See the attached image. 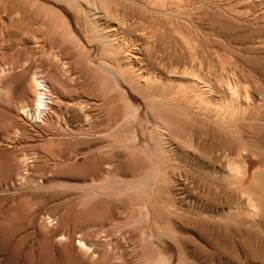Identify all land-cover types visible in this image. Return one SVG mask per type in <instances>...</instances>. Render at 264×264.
<instances>
[{"label": "rangeland", "instance_id": "1", "mask_svg": "<svg viewBox=\"0 0 264 264\" xmlns=\"http://www.w3.org/2000/svg\"><path fill=\"white\" fill-rule=\"evenodd\" d=\"M77 1L73 6L69 0H0V264H166L163 258L156 262L159 252L157 240L150 235L149 212L159 216L156 228L170 230L172 236L164 237L172 246L170 252L178 255L182 250L191 264H264V104L258 100L264 95V11H260L264 1L161 0V6L159 0H143L142 6V0H106L95 17L84 11L90 0ZM148 3L151 6H145ZM105 13L106 17L97 18ZM109 21L121 22L118 27L123 29L116 37L121 41L113 40L117 47L104 52L103 42L112 32L105 26ZM124 50L131 52L132 60ZM116 54L123 55L127 66ZM99 59L104 66L109 62L114 73L98 67ZM220 62L238 68L235 72L242 86L238 89L252 95L249 104L258 109L254 118L241 116L222 125L196 107L183 105V99L178 104L181 100L162 97L153 100L158 107L146 109L148 96L138 91L144 84L138 71L164 76L170 82L162 86L167 92L185 94L186 81L199 77L206 85L212 83L217 95L227 97L215 75ZM117 71L131 74V78L123 74L126 84L121 85ZM135 74L141 86L131 81L128 87ZM231 76L228 71L223 79ZM35 80H43L46 88L38 87ZM147 82L145 86L152 82L153 87L160 86L159 80L158 84ZM41 91L48 103L38 109ZM166 103L176 110L171 118L163 116ZM193 118L217 128L222 139L229 137L234 146L238 136L233 126L241 125L242 156L228 164L218 157L220 151L211 152L216 137L202 143L199 136L184 133L180 127ZM141 119H146V125ZM155 140L165 141L162 148L170 157L165 154L164 158L171 162L158 165L148 149L156 146ZM131 158L141 161L147 171L142 184L152 185L148 189L144 185L143 191L141 186L133 192L121 184L125 176L118 164ZM248 158L256 159L257 167L249 168ZM94 161L101 163L98 173L87 168ZM239 182L241 190L236 189ZM250 202H256L255 209Z\"/></svg>", "mask_w": 264, "mask_h": 264}, {"label": "bare ground", "instance_id": "2", "mask_svg": "<svg viewBox=\"0 0 264 264\" xmlns=\"http://www.w3.org/2000/svg\"><path fill=\"white\" fill-rule=\"evenodd\" d=\"M70 2H71V4L74 6V5H78V3H80V2H78L77 0H69ZM91 2H90V4L91 5H95V6H91V5H86V6H84V11L86 10V13L87 12H89L90 14H91V16L92 17H95V13L96 12H101L102 10H100V8L102 7V2H104V1H106V0H90ZM108 1V0H107ZM139 1H141V0H139ZM138 1V2H139ZM150 1V0H149ZM167 1V0H166ZM173 2H174V0H172ZM171 1V2H172ZM178 1V0H177ZM234 1V0H233ZM236 1V0H235ZM234 1V2H235ZM246 1V0H245ZM244 0H243V2H245ZM250 1V0H249ZM249 1H248V3H249ZM252 1H254V0H252ZM264 1V0H263ZM116 2H117V0H116ZM144 2H146V1H144ZM151 2V1H150ZM149 2V3H150ZM153 2V4H154V2L155 1H152ZM160 2V4H162L161 3V0H159V1H157V3H159ZM165 2V1H164ZM237 2H239V1H237ZM241 2V1H240ZM247 2V1H246ZM258 2V1H257ZM140 3V2H139ZM138 3V4H139ZM149 3L148 4H145V6L146 5H149ZM156 3V5H158ZM176 3V2H175ZM242 3V2H241ZM262 3V2H261ZM105 4V3H104ZM123 4V3H122ZM142 4H144L143 3V0H142V3H141V5ZM165 4V3H164ZM239 4V3H238ZM245 4V3H244ZM243 4V5H244ZM263 4H264V2H263ZM101 5V6H100ZM135 6H136V4H134ZM170 5V4H169ZM240 5H242V4H240ZM246 5V4H245ZM255 5V4H254ZM262 5V4H261ZM114 6V5H113ZM122 6V5H121ZM126 6V5H125ZM139 6H140V4H139ZM143 6V5H142ZM142 6H140V7H142ZM144 6V7H145ZM149 6H151V5H149ZM161 6H163V4L161 5ZM160 6V7H161ZM165 6V5H164ZM181 6V5H180ZM235 6H237V4L235 5ZM252 6H253V3H252ZM252 6H250V7H252ZM259 6V5H258ZM107 7V6H106ZM106 7L105 8H103V11H105V9H106ZM130 7H132V4H131V6ZM158 7V6H157ZM178 7V6H177ZM184 7V6H183ZM244 7V6H243ZM242 7V8H243ZM247 7V6H246ZM129 8V7H128ZM147 8H148V6H147ZM159 8V7H158ZM234 8V7H233ZM254 8V7H253ZM252 8V9H253ZM241 9V8H240ZM261 9V8H260ZM142 10V9H141ZM147 10V9H146ZM145 10V12H147ZM158 10H160V9H158ZM232 10V9H231ZM249 10V9H248ZM108 11V10H107ZM129 11V10H128ZM136 11H137V8H136ZM143 11H144V9H143ZM156 11V10H155ZM177 11V10H176ZM227 11V10H226ZM234 11H236V10H234ZM239 11V9L237 10V12ZM250 11V10H249ZM248 11V12H249ZM254 11V10H253ZM260 11H264V7H263V10H260ZM110 13H111V11H109ZM116 12V11H115ZM123 12H124V10H123ZM149 12V11H148ZM151 12V11H150ZM247 11H246V13H248ZM127 13V12H126ZM257 13V12H256ZM260 13V12H259ZM262 13V12H261ZM89 14V15H90ZM173 14V13H172ZM237 14V13H236ZM236 14H234V15H236ZM251 14V13H250ZM263 14V13H262ZM88 15V14H87ZM105 16L106 15V13L105 14H99L98 16H97V18L99 17V16ZM114 14H112L111 15V17L113 16ZM118 15V14H117ZM121 15H122V13H121ZM147 15V14H146ZM151 15H153V13L151 14ZM157 15L159 16V14L157 13ZM156 15V16H157ZM241 15H243V12H242V14ZM245 15V14H244ZM252 15V14H251ZM251 15H250V17H251ZM257 15V14H256ZM107 16V15H106ZM105 16V17H106ZM109 17H110V15H108ZM123 16H124V13H123ZM123 16H122V18H123ZM128 16V15H127ZM155 16V15H154ZM237 16V15H236ZM253 16H254V12H253ZM262 16V15H261ZM117 17V16H116ZM247 17V16H246ZM249 17V16H248ZM134 18H135V16H134ZM158 18V17H157ZM170 18H172L171 16H170ZM237 18V17H236ZM239 18V17H238ZM256 19H257V17H255ZM261 18V17H260ZM259 18V19H260ZM96 19V18H95ZM111 19H113V20H115V17H112ZM117 19H118V17H117ZM116 19V20H117ZM128 19V18H127ZM132 19V18H131ZM155 19V18H154ZM159 19V18H158ZM169 19V18H168ZM247 20H249V18H246ZM253 18H251V20H252ZM124 20H125V18H124ZM143 20V23L145 22L144 20H145V18L144 19H142ZM161 20V19H160ZM241 20V19H240ZM106 21V20H105ZM108 21V20H107ZM128 21V20H127ZM136 21V20H135ZM140 21H141V19H140ZM243 21V20H242ZM256 21V20H255ZM254 21V22H255ZM257 21H259V20H257ZM256 21V22H257ZM263 21V20H262ZM91 22V21H90ZM90 22H89V24H90ZM97 22V21H96ZM96 22H94V23H96ZM115 22V21H114ZM125 21H123V19H122V23H121V25L122 26H124L123 25V23H124ZM137 22V21H136ZM136 22H134V23H136ZM161 22V21H160ZM169 22V21H168ZM245 23H247V21H244ZM249 22V21H248ZM92 23V22H91ZM106 23V22H105ZM119 22H118V24H120ZM133 23V24H134ZM147 23V22H146ZM157 23H158V21H157ZM162 23V22H161ZM165 23V22H164ZM175 23V22H174ZM250 23V22H249ZM260 23V22H259ZM262 23V22H261ZM118 24H111V22L109 21L108 22V24H105V26L106 27H110V28H112V32L110 33V34H108L107 35V40H105L104 42H103V45H102V50L104 51V52H106V50H112V49H115L117 46H115L116 44H118V42L116 43V41L114 40V39H116V37H117V35H119V31H120V29L119 28H121V29H123L122 27H118L119 25ZM127 24L129 25V23L127 22ZM145 24V23H144ZM160 24V23H159ZM171 24V23H170ZM179 24V23H178ZM255 24V23H254ZM253 24V21H252V25H254ZM146 25V24H145ZM173 25V24H172ZM175 25V24H174ZM181 25V24H180ZM246 25V24H245ZM255 25H257V24H255ZM260 25V24H259ZM263 25V24H262ZM152 26V25H151ZM150 26V27H151ZM159 26V25H158ZM166 26V25H165ZM169 26V25H168ZM149 27V26H148ZM149 27V28H150ZM164 27V26H163ZM176 27V26H175ZM177 28H179V26L177 27ZM180 28H182V27H180ZM141 29H142V27H141ZM140 29V30H141ZM146 29H148L147 27H146ZM145 29V30H146ZM152 29V28H151ZM259 29H260V27H259ZM256 30V29H255ZM258 30V29H257ZM256 30V31H257ZM142 31V30H141ZM144 31V30H143ZM128 32V31H127ZM147 33H148V31H146ZM152 32V31H151ZM252 32V31H251ZM142 33V32H141ZM145 33V32H144ZM177 33V32H176ZM256 33V32H255ZM263 33V32H262ZM135 34V33H134ZM143 34V33H142ZM260 34H261V32H260ZM259 33H258V35L261 37V35H260ZM121 35V34H120ZM175 35V34H174ZM184 35V37H185V34H183ZM256 35V34H255ZM263 35V34H262ZM98 36V35H97ZM122 36H123V34H122ZM134 36V35H133ZM156 36V35H155ZM155 36H153V37H155ZM176 36V35H175ZM120 37V36H119ZM118 37V38H119ZM129 38H130V36H128ZM128 37H127V39H128ZM146 37H148L147 35H146ZM153 37H152V39H153ZM177 37V36H176ZM180 37H182V36H180ZM199 37V36H198ZM256 37V36H255ZM105 38H106V35H105ZM132 38V37H131ZM138 38V37H137ZM149 38H151V37H148V40H149ZM186 38V37H185ZM120 39H121V37H120ZM146 39V38H145ZM174 39V38H173ZM201 39V38H200ZM253 39H254V37H253ZM262 39V41H263V39H264V36H263V38H261ZM113 40L115 41V45H114V43H113ZM117 40V39H116ZM124 40V39H123ZM122 40V41H123ZM131 40V39H130ZM132 40H133V38H132ZM138 40V39H137ZM202 40V39H201ZM209 40V39H208ZM255 40V39H254ZM256 40H258V39H256ZM117 41H121V40H117ZM128 41V40H127ZM207 41V40H206ZM259 41H260V39H259ZM258 41V42H259ZM124 42V41H123ZM174 42V41H173ZM193 42V41H192ZM254 42V41H253ZM255 42H257V41H255ZM261 42V41H260ZM259 42V43H260ZM125 43H126V41H125ZM176 43V42H175ZM187 43V42H186ZM197 43H198V41H197ZM200 43V42H199ZM199 43L197 44V45H199ZM258 43V44H259ZM263 43V42H262ZM185 44V43H184ZM184 44H183V47H184ZM261 44V43H260ZM120 45V44H119ZM124 45H126V44H123V46ZM128 45H129V43H128ZM180 45V44H179ZM178 45V46H179ZM187 45V44H186ZM121 46H122V44H121ZM122 46V47H123ZM188 46V45H187ZM195 46V45H194ZM203 46V45H202ZM118 47H120V46H118ZM125 47V46H124ZM181 47V46H180ZM186 47V46H185ZM193 47V46H192ZM210 48H212L211 46H209ZM121 48V47H120ZM128 48V47H127ZM187 48V47H186ZM198 48H199V46H197V48H196V50H198ZM204 48H206V47H204ZM124 49V48H123ZM208 49V48H207ZM207 49H205V50H207ZM117 50H118V48H117ZM135 50V49H134ZM182 50V49H181ZM183 50H185V48H183ZM187 50V49H186ZM209 51L211 50V49H208ZM124 51H127V50H124ZM129 51V50H128ZM127 51V53H128V55H129V52ZM131 51V50H130ZM179 51H180V49H179ZM110 52H112V51H110ZM199 52V51H198ZM197 52V53H198ZM203 52V51H202ZM208 52V51H207ZM215 52H216V50H215ZM108 53V52H107ZM116 53V52H115ZM119 53H120V51H119ZM123 52H121V54H122ZM125 53V52H124ZM176 53V52H175ZM181 54H182V52H180ZM190 54H191V52H189ZM201 53V52H200ZM204 53H206V51L204 52ZM212 53V52H211ZM112 54V53H111ZM113 54H114V52H113ZM178 54V53H177ZM189 54V55H190ZM194 54H196V53H194ZM199 54V53H198ZM197 54V55H198ZM207 54V53H206ZM214 54V53H213ZM119 56V54H116L115 56ZM130 55H131V52H130ZM130 55L129 56H126L127 58L128 57H130ZM135 55V54H134ZM186 55V54H185ZM193 55V54H192ZM196 55V56H197ZM202 55H203V53H202ZM217 55V54H216ZM222 55V54H221ZM114 56V57H115ZM123 56V55H122ZM121 56V57H122ZM136 56V55H135ZM184 56V55H183ZM191 56V55H190ZM204 56V55H203ZM220 56V54L218 55V57ZM223 56H225V55H223ZM108 56H106V59H109V58H107ZM114 57H112V62H116V61H113V58ZM120 57V56H119ZM121 57H120V59H121ZM125 57V56H124ZM125 57V58H126ZM185 58H187L186 56H184ZM199 57H201V55L199 56ZM103 58H105V57H103ZM136 57H134V59H135ZM190 58V60H191V58L193 59V57H189ZM196 58H198V57H196ZM202 58V57H201ZM206 58V57H205ZM211 58H212V56H211ZM214 58V57H213ZM102 59V58H101ZM101 59H99V62H101L102 60ZM122 59H123V57H122ZM121 59V60H122ZM129 59V58H128ZM128 59H126V60H128ZM209 59H210V57H209ZM224 58H222L221 60H223ZM101 60V61H100ZM105 60V59H104ZM118 60V59H117ZM124 60V65L125 66H127L126 65V61H125V59H123ZM122 60V61H123ZM129 60H132V59H129ZM127 61V64H128V66L129 67H131L132 65H131V61ZM212 60V59H211ZM227 60V59H226ZM230 60V59H229ZM119 61V60H118ZM184 61V60H183ZM98 62V61H97ZM96 62V63H97ZM107 62V61H106ZM138 62V61H137ZM142 62V61H141ZM191 62V61H190ZM226 62V61H225ZM139 63H140V61H139ZM187 63H189V61L187 62ZM210 63H212V62H210ZM222 62H220L219 64L221 65V67H220V69H219V72H218V74H216L215 73V75H216V79H217V81H219V83H222L223 85H222V87L224 86L225 88V91L228 93V96L227 97H224V94H223V96H220V95H217L215 92H213L214 91V89H213V87H212V83H208V85H206V83L207 82H205V84L202 82V80H199V77L198 78H190L189 80H187L186 81V87H187V92H185L186 91V89H185V91H184V87H183V91L185 92V94L184 93H179V91L178 92H173V93H171V91L169 92H167V91H165V88L166 87H162V86H168L169 84H170V82H167L166 81V79H164V76H161L160 74L159 75H157V76H152L151 74L152 73H147L145 70V73L144 72H139L137 69V71H138V79H139V81L142 83V82H144V84H145V82H147V81H149V83H150V81L152 82V80H155V82H157L158 80H159V82H160V86H155V87H153L154 86V82H152L151 84H149V86L147 87V86H145L146 84H148V82L144 85L143 83V85L141 86L140 85V82H139V86H141V88H139V89H141V90H138L137 88V90L138 91H141L144 95L146 94L147 96H148V101H147V104H145V107H146V109H155V107H158L156 104H155V102H153V100L155 99V98H158V97H162V98H167L166 100H174V101H176L175 99H178V100H181V101H179V103L178 104H180V102H182V99H183V105H185V106H187V107H190V106H192L193 107V109H194V107H196V110H200L201 112H202V114H203V116L205 115L206 117H210V118H214V119H217L218 121H219V123H221L222 125H225V122H227L228 120H230V119H232V118H238V117H240V119H241V116L242 117H244V119H248V118H254V115L258 112L254 107H253V105H251L250 106V104H249V101L250 102H252L251 100H249L248 101V98L249 97H251V96H248V92H245V94H243V93H240V91H239V89L241 90V88L240 87H242L241 86V83H240V79H238V77L236 76V66L234 65V66H232V67H225V65L228 63V62H226V64L224 63V61H223V63L225 64H221ZM99 64V63H98ZM106 64V63H105ZM109 64V62L107 63V65ZM113 64H115V63H113ZM122 64V65H123ZM194 64V63H193ZM202 64V63H201ZM233 64V63H232ZM97 65V64H96ZM102 65V66H101ZM104 66V63H100L99 65H98V67L99 66H101V68L104 70V71H109V72H111V73H114L113 72V70L111 71L110 70V67L109 66ZM116 65V64H115ZM117 65H118V67L120 66V64H118V62H117ZM117 65L115 66V67H117ZM141 65V64H140ZM143 65V64H142ZM188 65V64H187ZM210 65V64H209ZM230 65V64H229ZM237 65V64H236ZM239 65V64H238ZM237 65V66H238ZM124 66V67H125ZM144 66H146V65H144ZM144 66H142V68L141 69H143L144 68ZM114 67V68H115ZM122 67V66H121ZM120 67V68H121ZM129 67L127 68V71L129 72ZM137 68V66L135 65L134 66V68ZM139 67V66H138ZM141 67V66H140ZM187 67V66H186ZM185 67V68H186ZM192 67H193V65H192ZM211 67V66H210ZM123 68V67H122ZM195 68H197V67H195ZM199 69H200V67H198ZM202 68H204V66L202 67ZM209 68V67H208ZM216 68V67H215ZM133 69V68H132ZM130 70V71H132L133 73L132 74H134V71L133 70ZM140 69V70H141ZM148 69V68H147ZM193 69H194V67H193ZM238 69V68H237ZM118 70H120L119 68H118ZM124 70H126V69H124ZM124 70H120V71H123L124 72ZM135 70V71H136ZM188 70H190V69H188ZM194 70H197V69H194ZM193 70V71H194ZM148 71V70H147ZM184 71V70H183ZM186 71V70H185ZM202 71V70H201ZM201 71H200V73H201ZM210 71V70H209ZM213 71H214V69H213ZM228 71H230L231 73H232V76H235L234 78H232V76H231V78L230 77H227V78H225L226 80H224L223 79V77H224V75H225V73H227ZM243 71V70H242ZM211 72V71H210ZM126 74H127V76L129 75L127 72H125ZM125 73H123V74H125ZM129 73H131V72H129ZM154 73H155V71H154ZM154 73H153V75H154ZM199 73V74H200ZM117 74L120 76L121 75V81H123L122 80V77H125L126 76V74H125V76L123 75V74H121L120 72H118L117 71ZM107 75V74H106ZM106 75H102V77H104V76H106ZM109 75V74H108ZM112 75V74H111ZM123 75V76H122ZM131 75V74H130ZM129 75V77L131 78V76ZM198 75V74H197ZM213 75H214V72H213ZM110 76V75H109ZM136 76V74L133 76L134 78L132 79V80H130V78H129V83H127V85L128 84H131V83H133L134 81V83H135V86H136V84L138 83V82H136L137 80H136V78H137V76ZM200 76V75H199ZM111 77V76H110ZM106 78V77H105ZM127 78V77H126ZM126 78H123L124 79V81H126L127 79ZM171 78V77H170ZM208 78V77H207ZM126 79V80H125ZM168 79V78H167ZM215 79V80H216ZM106 80V79H105ZM157 80V81H156ZM36 81V80H35ZM114 81H115V79H114ZM124 81H123V83H121V85H123V84H126V83H124ZM131 81H133V82H131ZM204 81V80H203ZM245 81V80H244ZM117 82V81H116ZM242 82V81H241ZM166 83V84H165ZM169 83V84H168ZM218 83V84H219ZM243 83V82H242ZM36 84L38 85V87L39 86H42V87H44V88H46V83H44L43 82V80H38V81H36ZM35 84V85H36ZM118 84H120V83H118ZM117 84V85H118ZM157 84H158V82H157ZM156 84V85H157ZM168 84V85H167ZM215 84V83H214ZM213 84V85H214ZM239 84H240V87H239V89H238V86H239ZM133 85V84H132ZM131 85V86H132ZM138 85V84H137ZM153 85V86H152ZM130 85H128V87H129ZM145 86V87H144ZM152 86V87H151ZM172 86V85H171ZM175 86V85H174ZM184 86H185V84H184ZM41 87V88H42ZM123 87V86H122ZM127 87V86H126ZM151 87V88H150ZM221 87V86H220ZM221 87V88H222ZM43 88V89H44ZM180 88H181V86H180ZM122 89H124V88H122ZM134 89V88H133ZM162 89V90H161ZM170 89V88H169ZM175 89V88H174ZM177 89H179V88H177ZM182 89V88H181ZM223 89V88H222ZM221 89V90H222ZM46 90V89H45ZM171 90H172V88H171ZM123 91V90H122ZM182 91V92H183ZM220 91V90H219ZM225 91H223V92H225ZM43 94L44 93H42V91L41 92H39V94H38V97H37V108L39 109V108H41V106L43 107L44 106V108H45V105L47 106V103H48V100L46 101L44 98V96H43ZM46 94V93H45ZM250 94V93H249ZM252 94V93H251ZM145 95V96H146ZM46 96V95H45ZM47 98V97H46ZM49 98V97H48ZM50 100H52V99H50ZM177 100V101H178ZM259 102L260 103H262V105L264 104V95H261V97H259ZM257 100V101H258ZM156 101H157V99H156ZM158 101H160V100H158ZM162 101V100H161ZM161 101H160V104H161ZM54 102V101H53ZM171 102L172 101H170V103H169V105L171 104ZM255 103V102H254ZM167 104V103H166ZM131 105H132V103H131ZM131 105H128L127 107H130ZM162 105V104H161ZM255 105H257V104H255ZM261 104H259L258 103V107L260 106ZM49 106V105H48ZM133 106V105H132ZM131 106V107H132ZM181 106H182V104H181ZM184 106V107H185ZM131 107H130V109H131ZM138 107V106H137ZM164 107V106H163ZM47 108V107H46ZM48 108H50V107H48ZM135 108V107H134ZM143 108V107H142ZM177 108H179V107H177ZM50 109H53V108H50ZM138 108H136L135 110H137ZM161 109H162V107H161ZM161 109L159 108V110L158 111H161ZM187 109V108H186ZM190 109V108H189ZM133 111H134V109H132ZM139 110H140V113L143 111V109H141V108H139ZM195 110V111H196ZM138 111V110H137ZM150 111H152L153 112V110H150ZM158 111H157V114H158ZM163 112V116L164 117H173V112L174 111H176L175 109H173L172 108V106L171 107H168V104H167V106L162 110ZM127 112V111H126ZM135 112V111H134ZM133 112V113H134ZM151 112V113H152ZM178 112L181 114L182 113V115L185 113V115H187V113H186V111L185 110H181V111H179L178 110ZM198 112V111H197ZM159 113H161V112H159ZM177 113V112H176ZM153 114V113H152ZM178 114V113H177ZM184 115V116H185ZM197 115H201V114H197ZM257 115V114H256ZM144 116V115H143ZM256 117V116H255ZM185 118V117H184ZM154 119H156V118H154ZM189 119H190V117H189ZM202 119V118H201ZM146 120V119H145ZM145 120L143 121L142 119H141V122H142V125L143 124H145ZM174 120V119H173ZM188 120V119H187ZM152 121V120H151ZM186 122H188V121H186ZM165 123V122H164ZM163 123V124H164ZM171 123V122H170ZM207 123V122H206ZM206 123H204L202 120H195L194 118H193V120L191 121V123H190V121H189V124L188 123H185V124H183L182 126L183 127H180L181 129H182V131H184V133H188V134H190V135H192V136H194V137H197V136H199L200 137V142H202V143H208V140L213 136V138H215L216 137V139L217 140H215V142H214V144L213 145H211V152H216V151H220V154H218V157H220V158H225L226 160H228V164H230L231 162H234L235 161V159H238V157L240 158L241 156H242V149H243V146H242V138H241V136H240V133H242V131L240 130L241 129V125H237V124H234V126L233 127H236L237 128V135L236 136H238L237 137V139L238 140H236V142H237V146H234V144H233V142H230V140H229V137L228 138H226V140L225 139H222V134H221V131H219L217 128H214V127H212V126H209V125H207ZM161 124V123H160ZM178 124V123H177ZM141 125V126H142ZM146 125V124H145ZM159 125V124H158ZM174 125V124H173ZM155 126V125H154ZM160 126V125H159ZM159 126H157V124H156V127H159ZM161 126H163V125H161ZM160 126V127H161ZM143 127V126H142ZM165 127V126H164ZM166 127H168V126H166ZM179 127V126H178ZM226 127V126H225ZM144 128V127H143ZM146 129V128H145ZM156 129V128H155ZM160 129V128H159ZM173 129V128H172ZM159 131V130H158ZM162 131V130H161ZM171 131V130H170ZM180 131V130H179ZM241 131V132H240ZM181 133V132H180ZM234 133H235V131H234ZM165 134V133H164ZM177 134H178V132H177ZM201 134H203V135H201ZM151 135V134H150ZM169 135V134H168ZM168 135H167V137H168ZM185 135V134H184ZM152 136H153V133H152ZM155 136V135H154ZM170 136V135H169ZM172 136V135H171ZM178 136V135H177ZM176 136V137H177ZM182 136V135H181ZM209 136H211L210 138H209ZM141 137H142V135H141ZM151 137V136H150ZM149 137V138H150ZM227 137V136H226ZM156 138V137H155ZM154 137H153V139H155ZM172 139H173V136L171 137ZM178 138H179V136H178ZM181 138V137H180ZM161 139V138H160ZM193 139V138H192ZM141 140V139H140ZM146 140H148L147 139V137H146ZM182 140V139H181ZM196 140V139H195ZM154 141V140H153ZM170 141V140H169ZM172 141V143H173V140H171ZM170 141V142H171ZM214 141V140H213ZM144 142V141H143ZM148 142V141H147ZM161 142H163V144H160L159 143V140H155V147L154 148H152V147H149L148 149L150 150V153L152 152L153 154H154V157H155V159H156V161H158V165H159V163H160V166H162V165H164L165 163H167L168 161H170L169 160V158H164V156H165V154H166V150L164 149V148H162V145H164V142L165 141H161ZM139 143H140V141H139ZM142 143V142H141ZM140 143V144H141ZM145 143V142H144ZM136 144V143H135ZM140 144H137V145H139V147H140ZM143 144V143H142ZM141 144V145H142ZM147 144V143H146ZM167 144V143H166ZM165 144V145H166ZM150 145V144H149ZM152 145V144H151ZM233 145V146H232ZM144 146V145H143ZM146 146V145H145ZM147 147V146H146ZM146 147L144 148L145 149V152H143V154L145 155V153H147L146 152ZM132 148V147H131ZM134 148H136V147H134ZM138 149V148H137ZM136 150V149H135ZM155 151H157V153L155 152ZM134 152V151H133ZM142 153V152H141ZM150 153H148V154H150ZM168 153V152H167ZM142 154V155H143ZM129 155V154H128ZM152 155V154H151ZM166 156L167 157H170V154L169 155H167L166 154ZM173 156L171 155V158H172ZM217 158V157H216ZM127 159V158H126ZM151 159H153V158H151ZM249 159V158H248ZM96 160V159H95ZM154 160V159H153ZM216 160V159H215ZM234 160V161H233ZM220 161V160H219ZM152 162V161H151ZM171 162V161H170ZM154 163H155V161H154ZM223 163V162H222ZM100 164L101 163H98V162H95L94 161V163L91 165V166H89V167H87L89 170H90V172L92 173H94V172H100ZM157 164V163H156ZM233 164V163H232ZM238 164V163H237ZM257 164V160L256 159H254V158H251V159H249L248 160V167L249 168H253L255 165ZM258 165V164H257ZM156 167H155V169L158 171L159 170V168H158V166L157 165H155ZM110 167V166H109ZM154 167V166H153ZM152 167V168H153ZM237 167V166H236ZM255 167H257V166H255ZM118 168H119V171H120V173L122 174V176H125V178L124 179H122V180H120V182H121V184L124 186V188L126 187V188H132V190H133V192H135V190L136 189H138L139 187H141L142 186V188L144 187V185L142 184L143 182H145L144 181V178L146 179V174H147V171H145L144 170V167H143V164H142V162L141 161H139V160H136V159H133V158H131L130 160H126L125 161V159H124V161H122V162H119V164H118ZM231 168V167H230ZM154 169V170H155ZM164 169V168H163ZM257 169V168H256ZM89 170H87L88 171V173H90L89 172ZM102 170V169H101ZM237 170V169H236ZM249 170V169H248ZM255 170V168L253 169V171ZM105 171V170H104ZM104 171H102V172H104ZM111 171L113 172V169H111ZM110 171V172H111ZM150 171H151V169H150ZM165 171V170H164ZM233 171H235V170H233ZM240 171V170H239ZM238 171V172H239ZM250 171V170H249ZM252 171V170H251ZM106 172V171H105ZM167 172V171H166ZM246 172V171H245ZM254 172H256V170L254 171ZM253 172V173H254ZM85 173V172H84ZM107 173V172H106ZM105 173V174H106ZM109 173V172H108ZM152 173H153V171H152ZM151 173V174H152ZM159 173H160V171H159ZM158 173V174H159ZM241 173V172H240ZM251 173V172H250ZM83 174V173H82ZM150 173H148V175H149ZM154 174H156V172L154 173ZM165 174V173H164ZM230 174V173H229ZM232 174V173H231ZM257 174V173H256ZM255 174V175H256ZM94 175V174H93ZM92 175V176H93ZM104 175V174H103ZM148 175H147V177H148ZM161 175V174H160ZM166 175V174H165ZM252 175V177H253V174H251ZM85 176H86V174H85ZM232 176V175H231ZM234 176V175H233ZM257 176H259V175H257ZM153 177H154V175H153ZM152 177V178H153ZM158 177V176H157ZM165 176L163 175V178H164ZM247 177V176H246ZM251 177V176H250ZM249 176H248V178H250ZM160 178V177H159ZM162 178V179H163ZM168 178V177H167ZM166 178V180H168V181H170L169 179H167ZM244 178V177H243ZM113 179V178H112ZM148 179V178H147ZM107 180V179H106ZM149 180V179H148ZM156 181H157V179H155ZM164 180V179H163ZM165 180V181H166ZM149 181H151V178H150V180ZM153 181V180H152ZM160 181H162V180H160ZM249 181V180H248ZM252 181V180H251ZM147 183H148V181H147ZM163 183V182H162ZM161 183V184H162ZM243 183V182H242ZM246 183V182H245ZM152 184V183H151ZM154 184H156V183H154ZM153 184V185H154ZM169 184V183H168ZM238 184V188L236 187V189H240L241 190V187H243V184H241V182H239V183H237ZM247 184V183H246ZM245 184V185H246ZM120 184H118V186H119ZM158 185V184H157ZM164 185V184H163ZM162 185V186H163ZM244 185V186H245ZM248 185V184H247ZM249 185H251L250 183H249ZM146 187H147V189H148V187H151L150 185L149 186H147V185H145ZM162 186H160L161 188H162ZM154 187H156L155 185L153 186V188ZM160 187H157V189L159 188V189H161ZM121 188H123V187H121ZM123 188V189H124ZM133 188H135V190L133 189ZM146 189V188H145ZM149 189H151V188H149ZM155 190H156V188H154ZM158 189V190H159ZM249 189V188H248ZM122 190V189H121ZM131 190V191H132ZM140 191L142 190H144V188L143 189H139ZM138 190V191H139ZM130 191V190H129ZM146 192H148L147 190H145ZM144 191V192H145ZM150 191V190H149ZM123 192V191H122ZM133 192H130V193H133ZM144 192H141V194L143 193L144 194ZM153 191H151V193H152ZM138 193H140V192H138ZM150 193V192H149ZM160 193L161 192H157V194H158V196H160ZM134 194V193H133ZM241 194V193H240ZM246 194H248V193H246ZM245 194V195H246ZM138 195V194H137ZM136 195V196H137ZM242 195H244V194H242ZM148 195H146L145 197H147ZM152 196V195H151ZM166 196V195H165ZM152 197H154V196H152ZM157 197V196H156ZM167 197V196H166ZM168 198V197H167ZM251 198V195H250V197H249V199ZM148 199V198H147ZM146 199V200H147ZM154 199V198H153ZM247 199V198H246ZM254 199V198H253ZM155 200V199H154ZM251 200V199H250ZM264 200V199H263ZM144 201H145V199H144ZM149 201V200H148ZM147 201V202H148ZM155 201H157V200H155ZM160 201V200H159ZM165 201V200H164ZM249 201V200H248ZM253 201V200H252ZM151 202V201H150ZM154 202V201H153ZM262 202V201H261ZM152 203V202H151ZM164 203V202H163ZM166 203V202H165ZM256 203V202H255ZM255 203L253 202V203H251L250 202V205L249 206H251V207H253L254 208V206H255ZM259 203H260V201H259ZM143 204H145V203H143ZM150 205V204H149ZM158 205H159V203H158ZM158 205H156V206H158ZM163 205V204H162ZM152 206V205H151ZM161 206V204L158 206V207H160ZM256 207H257V205H256ZM152 208V207H151ZM163 208V207H162ZM157 209V208H156ZM255 209V208H254ZM149 210V209H148ZM151 210V209H150ZM153 212V211H152ZM154 213V212H153ZM153 213H151V212H149V215H150V218H151V221H152V224H151V236H154L155 237V239L157 240V244H156V248H157V250H158V252H159V257H158V259H157V263L159 262V260L161 261V259L163 258V260H165V263L166 264H191L189 261H188V258H187V256H186V253L185 252H183L182 250H180L179 249V254L178 255H175L173 252H170V250H171V248H172V246H171V244H170V242H168L167 240H165V236L167 237H169V236H172L171 235V232H170V230H168V228H166V230H165V232L164 231H162V230H160V228H156V227H160V226H157L158 225V223H157V217L159 218V216H157L156 217V213L155 214H153ZM164 214V213H163ZM158 215V214H157ZM165 217V216H164ZM147 218H149V217H147ZM161 221V220H160ZM164 221V220H163ZM165 222V221H164ZM157 224V225H156ZM165 226V225H164ZM146 227H148V225L146 226ZM149 229V228H148ZM148 232V231H147ZM164 232V233H163ZM150 233V232H149ZM153 238V237H152ZM173 238V237H172ZM173 240V239H172ZM81 243V242H80ZM82 243H84L83 241H82ZM83 245V244H82ZM182 249V248H181ZM86 253V252H85ZM83 254V253H82ZM168 254V255H167ZM83 255H85V254H83ZM83 257H86V256H83ZM161 262H163V261H161ZM158 264H162V263H158Z\"/></svg>", "mask_w": 264, "mask_h": 264}]
</instances>
